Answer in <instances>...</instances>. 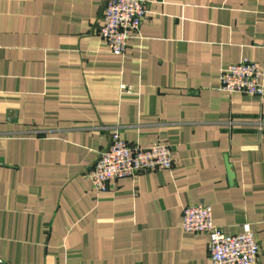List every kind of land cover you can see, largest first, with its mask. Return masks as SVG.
Wrapping results in <instances>:
<instances>
[{
	"label": "crops",
	"instance_id": "1",
	"mask_svg": "<svg viewBox=\"0 0 264 264\" xmlns=\"http://www.w3.org/2000/svg\"><path fill=\"white\" fill-rule=\"evenodd\" d=\"M106 1L0 0V264H212L182 228L200 201L226 232L250 222L264 264V94L220 87L230 63L264 70V0H147L123 55ZM115 131L172 166L97 189Z\"/></svg>",
	"mask_w": 264,
	"mask_h": 264
},
{
	"label": "built area",
	"instance_id": "2",
	"mask_svg": "<svg viewBox=\"0 0 264 264\" xmlns=\"http://www.w3.org/2000/svg\"><path fill=\"white\" fill-rule=\"evenodd\" d=\"M147 13V0L106 1L99 34L112 53L125 54L128 41L140 30ZM220 87L227 91L264 94V70L248 58L230 63L221 69ZM122 88L131 91L127 84H122ZM172 164L166 144L131 145L115 131L109 147L99 152L89 177L94 187L106 189L112 179L133 176L141 170L170 168ZM182 228L209 235L212 264H257L260 244L248 221L243 223L241 231L226 232L213 221L211 205L200 201L184 207Z\"/></svg>",
	"mask_w": 264,
	"mask_h": 264
},
{
	"label": "water",
	"instance_id": "3",
	"mask_svg": "<svg viewBox=\"0 0 264 264\" xmlns=\"http://www.w3.org/2000/svg\"><path fill=\"white\" fill-rule=\"evenodd\" d=\"M230 166L228 165V172H229V177L232 179L234 177L233 171L230 170Z\"/></svg>",
	"mask_w": 264,
	"mask_h": 264
}]
</instances>
